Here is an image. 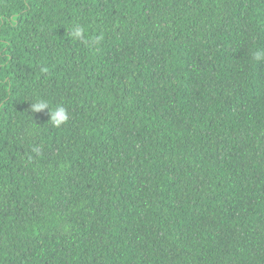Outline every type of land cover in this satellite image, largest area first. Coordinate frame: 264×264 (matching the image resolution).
<instances>
[{
    "label": "trees",
    "instance_id": "obj_1",
    "mask_svg": "<svg viewBox=\"0 0 264 264\" xmlns=\"http://www.w3.org/2000/svg\"><path fill=\"white\" fill-rule=\"evenodd\" d=\"M258 51L264 0H0V264H264Z\"/></svg>",
    "mask_w": 264,
    "mask_h": 264
},
{
    "label": "clouds",
    "instance_id": "obj_2",
    "mask_svg": "<svg viewBox=\"0 0 264 264\" xmlns=\"http://www.w3.org/2000/svg\"><path fill=\"white\" fill-rule=\"evenodd\" d=\"M83 35V28L80 26H76L73 32L70 35L72 40H79L82 38ZM254 59L261 60L264 59V53L256 52L254 54ZM48 110L49 114V121L52 123L53 126L59 127L61 124L65 123L68 119L67 111L63 106H57L55 110L49 108V105L43 99L37 100L30 105V110L33 113L42 112L44 110Z\"/></svg>",
    "mask_w": 264,
    "mask_h": 264
}]
</instances>
